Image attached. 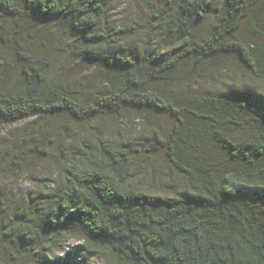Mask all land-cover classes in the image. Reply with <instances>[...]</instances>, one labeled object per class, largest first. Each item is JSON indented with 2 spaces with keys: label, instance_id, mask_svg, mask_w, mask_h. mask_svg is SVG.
Here are the masks:
<instances>
[{
  "label": "trees",
  "instance_id": "1",
  "mask_svg": "<svg viewBox=\"0 0 264 264\" xmlns=\"http://www.w3.org/2000/svg\"><path fill=\"white\" fill-rule=\"evenodd\" d=\"M254 1L221 0L214 15L196 28L211 10L210 1L177 0L165 20L179 40L166 55L139 59L131 43L99 24L112 0H0V19L17 20L22 5L43 20H66L90 45L121 50L104 58L111 68L105 87L84 98L49 76L45 62L22 42L27 37L18 25L19 75L9 87L0 86V123L31 117L35 122L57 111L89 117L121 106L166 111L174 117L173 126L164 136L156 130V140L181 178L168 176L167 186L182 190L169 196L124 189L136 175L131 149L98 139L100 158L91 150L74 153L62 162L51 187H39L32 204L0 213L2 264H17L22 248L49 246L55 233L67 231L79 238L83 253L105 254L114 264H264V52L240 31L245 21L253 23ZM222 53L235 54L258 80L245 91L200 99L220 112L221 117H212L210 136L225 154V165L204 155L203 140L199 144L200 138L188 137V108L162 89L166 82L193 81ZM68 254L39 264H72Z\"/></svg>",
  "mask_w": 264,
  "mask_h": 264
},
{
  "label": "rangeland",
  "instance_id": "2",
  "mask_svg": "<svg viewBox=\"0 0 264 264\" xmlns=\"http://www.w3.org/2000/svg\"><path fill=\"white\" fill-rule=\"evenodd\" d=\"M176 1L112 0L99 24L110 36L119 33V40L131 43L139 59L146 55L159 58L170 52L174 41L180 38L165 20L170 5ZM209 1L211 10L196 28H201L202 23L214 15L213 8L221 0ZM251 17L253 23L245 21L241 34L248 37V41L257 42L258 51L264 52V0L254 1ZM16 19H0V86L9 87L19 75L14 47L19 41L14 39V28L19 25L27 37L20 41L45 62L50 77L81 91L84 98L105 87L111 68L104 58L121 50L103 44L90 45L86 39L79 38L66 20H43L22 5ZM205 66L199 72L200 78L166 82L162 89L171 94L176 105L188 108L184 115V132L192 133H188V137L200 138L199 144L203 140L204 155L225 165V154L210 136V130L215 128L212 117H221L220 112L209 108L207 103L201 104L200 99L245 91L250 86H258V80L233 53L216 55ZM173 122L174 117L163 110L121 106L111 113L101 112L89 117H74L67 111H57L41 115L35 122L31 117L14 123H0V213L11 208L21 210L32 204V196L39 187H51L62 162L68 161L74 153L78 156L84 150H91L100 158L96 148L98 139L125 143L131 149L136 175L124 184V189L141 188L169 196L180 193L179 186L175 190L167 186L168 176L175 180L181 178L165 149L158 145L155 134L157 130L163 136L168 135ZM140 175L145 176L144 181L138 180ZM80 245L79 238L71 232L55 233L49 246H35L36 250L22 248L17 264H39L49 258L57 260L61 252L67 251L72 264H114L105 254L83 253L79 250Z\"/></svg>",
  "mask_w": 264,
  "mask_h": 264
}]
</instances>
